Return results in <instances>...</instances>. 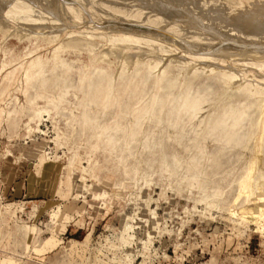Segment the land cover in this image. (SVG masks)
<instances>
[{"label":"rangeland","instance_id":"1","mask_svg":"<svg viewBox=\"0 0 264 264\" xmlns=\"http://www.w3.org/2000/svg\"><path fill=\"white\" fill-rule=\"evenodd\" d=\"M39 2L68 5L70 17L83 19L69 25L72 31L91 23L137 30L123 34L122 46L144 45L143 58L129 69L123 60L107 63L97 52L88 57L70 50L51 67L46 43L18 44L13 58L0 48V264H264V216L258 212L264 194L246 195L239 184L238 166L251 158L254 144L243 157L235 139L216 151L210 137L224 118L230 126L260 114L264 97L224 95L237 93L242 79L232 80L235 74L264 93V62L212 63L182 53L175 42L182 49L179 67L171 75L155 73L145 54L159 42L145 36L172 33L148 27L145 15L135 22L116 19L101 7L108 2L149 7V0ZM180 28L177 35L183 37L188 32ZM57 29L62 35L69 30ZM201 38L187 41L200 54L235 46ZM254 43L264 50V40ZM188 60L215 67L187 82L194 65L186 66ZM253 73L260 77L248 79ZM220 80L227 82L224 95L217 92ZM39 88L42 97L33 100ZM220 185L225 190L216 197L212 193Z\"/></svg>","mask_w":264,"mask_h":264},{"label":"bare ground","instance_id":"2","mask_svg":"<svg viewBox=\"0 0 264 264\" xmlns=\"http://www.w3.org/2000/svg\"><path fill=\"white\" fill-rule=\"evenodd\" d=\"M7 1L9 0H0V35H1L0 48L3 50V52L8 58H13L14 55H16V53L19 51L18 44H23V42L25 43L34 42L36 48H39L40 43H46L50 47L49 51L52 59L50 64L51 67L56 66L60 62L59 61L60 55L63 52L66 51L68 52L70 50H72L74 53L83 52L88 57L93 53L97 52L98 55L97 59L107 63H113L119 60H123L129 69H133V67L139 64V62L143 58L142 50L144 45H138L136 49H132V50L122 46L123 39H121V37L123 36V34L127 33L133 36L134 34H136L137 30L113 31L111 28L109 29L99 28V26H97L96 24L94 25L91 23L87 27L80 26V27H84V30H82L80 33L77 31L78 32L77 33L76 31H74L75 28L72 31V29H70V26L74 27L79 25L80 21H83V19H81L80 17L79 18L70 17L67 12L68 5L65 6L62 3H57L55 5L53 4L54 6H50L51 4L50 2H47V4L46 3L42 4L41 2H39V0H12L9 4H6L5 2ZM123 1L124 4L126 0ZM155 1H158V3L156 2V5H151L152 3H150L149 0V3L147 4L150 5L149 7L148 6L144 7L141 5L143 3H141L139 4L140 6H138V8H133L135 7L133 5L132 7H129L127 9L124 8L126 7V5L122 6L120 4L121 5L120 6L119 4H116V2L115 3L108 2L110 5L105 3L109 6L107 5L105 6L104 3H101V7L104 8L110 16L112 15L113 18L116 19L123 18L125 20L126 19L133 20L135 22L137 20L142 19V17L145 15V20H143V22L144 23L146 22V25H148V27L149 26L163 27L166 31L172 33L174 37L167 35L165 33L162 35L160 34L155 35L154 33L156 31L155 30L153 34L149 33L145 36V38L146 37L156 38L159 42V47L156 50H148L147 53L145 54L146 57L150 59L151 62L149 66L151 67V69H153L152 71H154L155 73H168L170 75L174 74L176 69L179 67L178 63L180 61L177 58L178 56L177 53L180 52V50L182 52V49H183L182 53H186L187 51V53L189 52L191 54L192 53L198 54L200 56H205V57L199 56L200 59L202 60L210 61L212 63L223 62L229 66H234L236 63L239 64L241 61L264 62V50H258L256 49V47H254L257 45L254 42L259 40H264V9H263L264 0H164V1L155 0ZM147 9L149 11L148 14L153 13L154 15L149 16L143 13L144 11H147ZM77 11L80 14L81 10L78 9ZM66 17L70 18L71 21L70 23L67 21ZM61 26H65V28L69 29L65 35H62L61 30L57 29L58 27ZM180 26L184 31L188 32L186 33V35H183V37H179L177 35L179 32L182 31ZM7 27H10V32L6 33L4 29ZM52 29L54 30L52 31ZM115 32H117V36H118L117 39H114V34H116ZM188 34L190 35L192 34V35L188 36ZM224 36H228L229 39L225 40ZM201 37H205L206 39L210 38L209 42H214L215 40H219L220 43H225V41H229L233 43L235 46L234 49H226L221 51L222 49L221 47L217 51H211V52L209 51L206 54L203 53L200 54L193 50L196 47L195 48L189 47L187 41H191L195 43L201 42L202 41ZM95 38H97L99 42H96L94 40ZM248 41H251V43L249 44ZM175 42L179 44V46L182 49H180L179 46L177 47ZM247 44L251 46L249 47L250 49H247V47H245L247 46ZM173 49H175V51ZM172 53H176V55H173ZM164 54H168V56L165 59L162 58ZM155 58L160 61L159 62L155 61L154 60ZM189 64H194V65L192 69H190V71H188L187 73V82H193L197 80L199 74L202 75L201 72H206L209 69H213L215 67L213 66V64L209 66H205L204 64H200V63L195 64V62L191 60L190 61L188 60L186 62V66L187 65L189 66ZM0 68L3 69L4 66H0ZM177 71H181V70H177ZM262 72L264 73V71ZM261 76L264 77V75ZM257 77L259 78L260 75L257 73H253L247 78L253 79ZM233 78L242 79V83L237 85V87L235 88V90H237V93L235 94L236 96L235 95L233 96L232 92L231 95L230 93L229 94L223 93V89L227 85V82L224 80H220L218 87H216L218 88L217 92L220 95L225 94L224 95L225 99L240 97L241 96L240 94H247V95L249 94L254 97L255 96L264 97V93H262L261 90L257 89L256 87L251 86L252 87L251 88L248 86L250 82H247L246 81L247 79H245L242 74L240 77H238L235 74L232 76V80ZM240 81L238 80L237 82L239 83ZM237 82H235V84H237ZM42 94H43V89L39 88L38 91L34 93V96L32 97L33 100L42 97ZM67 95H65V97ZM262 100H264V98ZM244 108L246 109V107ZM255 114L256 113L254 112V115ZM246 116L248 117V115ZM224 120L226 119L224 118ZM224 120L221 121L219 128H217L214 132L212 131V136H210L212 137L211 143L214 142V146L217 145L216 151H220L223 148V146L228 145L229 141L235 139L236 141L235 146L237 144L241 145L243 147L242 156L246 157L247 154L246 151L248 149V145L251 144V142H253L254 144L253 155L251 156L250 153L249 155L251 156V158L247 160L244 164H242V166L241 165L238 166L241 169L240 178H239L241 182H239V184L241 183V188L243 189V191L246 190L245 192L246 195H251L255 193V191H261L264 194V107L260 110V114L258 116L253 117V115H251L250 118L241 122L240 121L236 122L230 126L229 125L227 126ZM195 139L197 138L195 137ZM208 143L207 145H210ZM186 150L188 149L185 148V151L184 150L183 151L187 152ZM196 151H198V148ZM190 156L191 154L188 157L190 158ZM177 158L179 157H176V159ZM176 159L174 162H176ZM206 160L207 158L205 159V161ZM189 162L192 161L189 160ZM181 163L183 162L181 161ZM200 171L202 170L200 169ZM233 173L234 171L232 170L230 172V175L231 174L234 175ZM224 190H225L224 187L221 186L216 188L214 193L212 194H215L217 197L220 196L224 192ZM258 212L260 213L261 216H264V208L262 210H259ZM156 224L157 222L152 225L151 230H154Z\"/></svg>","mask_w":264,"mask_h":264},{"label":"built area","instance_id":"3","mask_svg":"<svg viewBox=\"0 0 264 264\" xmlns=\"http://www.w3.org/2000/svg\"><path fill=\"white\" fill-rule=\"evenodd\" d=\"M186 264H189V263H186Z\"/></svg>","mask_w":264,"mask_h":264}]
</instances>
